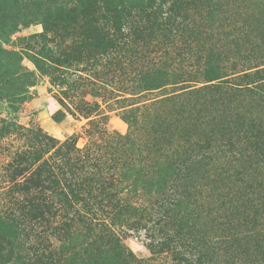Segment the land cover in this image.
Wrapping results in <instances>:
<instances>
[{
    "label": "rangeland",
    "instance_id": "obj_1",
    "mask_svg": "<svg viewBox=\"0 0 264 264\" xmlns=\"http://www.w3.org/2000/svg\"><path fill=\"white\" fill-rule=\"evenodd\" d=\"M247 162L264 0H0V264H259L218 209Z\"/></svg>",
    "mask_w": 264,
    "mask_h": 264
},
{
    "label": "trees",
    "instance_id": "obj_2",
    "mask_svg": "<svg viewBox=\"0 0 264 264\" xmlns=\"http://www.w3.org/2000/svg\"><path fill=\"white\" fill-rule=\"evenodd\" d=\"M150 1L154 5L158 0ZM159 1L164 3L166 0ZM110 12H113V14H111L112 19L120 22L124 9L114 7L110 10ZM260 134L263 133L260 131ZM258 138L262 137L258 136ZM250 165L252 164L247 162V166L244 164V166H242V168L234 174V176H236L234 180L236 188L225 194L223 199H220L218 209H220L219 214L223 217L222 223L225 224L227 222L229 226L228 232L231 241L234 239L232 247L233 245H240V247L244 246L245 249H252L256 252L255 262L258 261L259 264H264V197H260L262 194L260 191L264 192V176H260L255 179ZM70 190L77 192V197L80 200H86L87 198L92 200L91 196L89 194L87 195L84 188L80 187L79 184L70 186ZM162 198V204L165 205V207L174 204L176 201L175 195H170L167 192H165ZM96 210L101 213L104 212H102V209L100 210L99 208ZM106 216H109V214ZM107 218L109 217L104 219L109 220ZM243 232L247 234L244 235ZM176 234L177 239H174L173 241L176 243L178 248L192 246V249L195 250V248L201 245L196 240H192L193 237L190 234L188 235L186 230L181 228V225L177 227ZM229 236H226V241L229 240ZM225 240L222 241V244L226 243L227 245ZM208 248L210 247H207L206 250ZM230 250L231 249L228 248L227 251L220 255L214 251V245H212L211 249H208L205 253H201L200 250H195L194 256L196 258V263L198 264H233L234 262L232 263V261L226 259L230 254ZM237 263L246 264V261L239 259Z\"/></svg>",
    "mask_w": 264,
    "mask_h": 264
}]
</instances>
